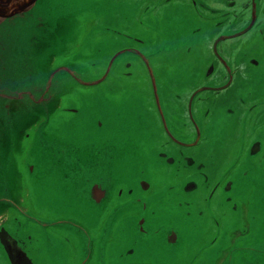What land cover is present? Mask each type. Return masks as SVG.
I'll return each mask as SVG.
<instances>
[{
	"label": "flooded vegetation",
	"instance_id": "1",
	"mask_svg": "<svg viewBox=\"0 0 264 264\" xmlns=\"http://www.w3.org/2000/svg\"><path fill=\"white\" fill-rule=\"evenodd\" d=\"M102 1L87 12L75 51L92 46L100 81L90 87L92 111L84 108L97 129L108 114L127 112L145 131L158 173L118 183L102 217L75 231L39 224L50 212H35L25 188L32 213L0 217V264H237V255L241 264H264V0ZM229 150L239 154L235 165L224 159ZM225 207L237 227H224ZM130 209L134 222L119 214ZM162 210L173 211L177 226L207 223L147 227ZM67 246L71 255L58 259ZM185 246L192 250L180 252Z\"/></svg>",
	"mask_w": 264,
	"mask_h": 264
},
{
	"label": "water",
	"instance_id": "2",
	"mask_svg": "<svg viewBox=\"0 0 264 264\" xmlns=\"http://www.w3.org/2000/svg\"><path fill=\"white\" fill-rule=\"evenodd\" d=\"M68 2L76 11L58 0H0V217L9 209L18 216L32 213L26 210L24 171L29 176L41 170L39 182L46 179L49 183L38 184L36 194L28 186L41 213L48 211L53 218L55 211L68 209L78 217L38 222L45 228L70 226L75 231L87 224L88 216L81 218L87 215L83 208L103 213L117 184L127 178L114 177L125 170L126 143L132 144L136 155L148 157V152L145 131L134 128L125 111L108 114L109 122L103 128L98 126V131L114 126L118 130L82 143L57 123L59 118L73 116L65 108L85 112L88 103L81 99H96L91 86L100 82L90 66L92 46L87 43L78 55L75 51L85 31L87 12L103 1ZM124 125L132 131L130 142L120 137ZM136 136L140 142H135ZM28 139L32 144L26 155L36 158L35 165L21 158ZM50 158L56 162L52 167L48 166ZM99 183L109 187L103 189Z\"/></svg>",
	"mask_w": 264,
	"mask_h": 264
},
{
	"label": "rangeland",
	"instance_id": "3",
	"mask_svg": "<svg viewBox=\"0 0 264 264\" xmlns=\"http://www.w3.org/2000/svg\"><path fill=\"white\" fill-rule=\"evenodd\" d=\"M60 3H66V6L69 8L70 11H76L75 7L68 2V0H58ZM85 7H87V5H85ZM42 8V7H40ZM231 18H233L232 16H229ZM215 22H218V19L215 20ZM254 34V33H253ZM245 82H248V78L245 79ZM82 100H84V102H89L88 106L90 107V104L94 101V98H91V101L89 100V98L84 97ZM92 107H91V111H92ZM94 120V116L90 115L86 110L85 112H83L81 115L79 116H71L70 118H59L57 123L59 125H62L63 127L67 128L69 130L70 133H74L77 135L78 141L80 143H82V141H84L85 139H96V138H100V136L104 137L106 136L108 133L111 134L113 133L115 130H118L117 126L111 127V128H106L103 129V131H98L99 129H97V127L95 126V123L91 124V121ZM128 127L126 125L123 126V134H120L121 138H124V141H128V138H131V134L132 131H128ZM100 135H99V134ZM135 142H140L139 138L136 136ZM26 146L28 147L25 151V155H23L21 158L23 160H29L32 164H37L36 158L30 156V155H26L29 154L30 152V148L31 144H32V139H28V141H26ZM153 147L150 146V144H146L145 145V151L148 152V157H146L145 155H143L142 153H140L139 155L134 154L133 153V146L132 144H127L125 145V153H126V158H125V170L123 172H121V174L116 173L114 177L116 176H127L129 179L131 180H136L139 176H137L138 174H149V173H158V169H157V163H155V158L153 157ZM84 155H88V153L86 151H84ZM239 154L236 153V151H226V154L224 155V159L228 162V165H235L236 161H237V156ZM75 157V155H74ZM249 162V159L246 158V160L239 162L238 165H245ZM56 162L50 158V162L48 163L49 167H52L53 165H55ZM254 170L255 173H257V169L252 168ZM165 172V171H163ZM43 173L40 171H38L35 175H29L27 176V172L24 171V179H25V185H28L29 188L34 190V193L36 194L37 192L35 190H38V184L40 183H49L48 181H46V179L44 180V182H39V177L40 175H42ZM167 178L168 173L163 174ZM162 178L164 177H160V179H156L158 180L157 185L160 186V183H162ZM34 184H36V188H34ZM28 186H26V188L29 190ZM31 198L32 197V193H31ZM114 199V197L112 198V200ZM108 200H110L112 202V200L109 198ZM114 201V200H113ZM27 203V202H26ZM35 207V212H38L39 214H41V207L38 203L34 204ZM84 210L87 209L85 212L87 215L81 217V218H86L87 217V227H91L92 224H94L95 222H97V219L99 218L98 216L102 217L101 212L96 211L95 213L93 212L92 209H90V207L85 206V208H83ZM131 213V220L134 222L135 221V217H134V209H130L129 211H122L120 212V217L122 219H124V215ZM223 212V225L225 228H231V227H237L238 226V216L235 212L230 211L228 208H224L222 209ZM93 213L95 214V216H93ZM18 215V214H17ZM76 212L74 213H69L68 209H64L63 211H55L52 215L53 218L47 219L46 221H64L66 218H72V219H77L78 216H75ZM63 216V217H60ZM93 216V220H91V217ZM21 218V215L19 216V219ZM192 223H196L197 228L198 229H204L206 223H207V219L206 220H202V219H198V218H186V220H182L180 226H177L174 224V218H173V211L170 212H166L164 210H162V212H159L156 216H151L149 219V222L147 224V227H151V226H163V227H175L178 231H184V230H191L194 226H192ZM40 224V223H39ZM54 229V228H53ZM51 240L49 241L50 244H57V239L61 236V233L55 230H51ZM262 234H264V232H262ZM50 236V235H49ZM78 242V238L76 237L73 240V243H77ZM239 242V240H238ZM79 243V242H78ZM62 247V246H61ZM59 247V249L61 248ZM58 249V259H61L62 256H65V254L71 255L70 253L72 252V247L67 246L65 249ZM192 249L189 247H181L180 252H186V251H191ZM238 254V253H237ZM238 257V261L237 264H241L242 261V257L237 255ZM169 259V257H168ZM178 264H182V263H178Z\"/></svg>",
	"mask_w": 264,
	"mask_h": 264
}]
</instances>
